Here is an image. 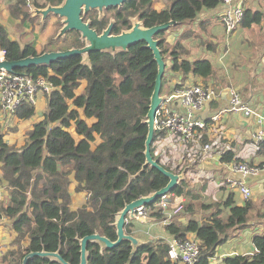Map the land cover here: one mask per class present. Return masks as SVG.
<instances>
[{
	"label": "trees",
	"instance_id": "1",
	"mask_svg": "<svg viewBox=\"0 0 264 264\" xmlns=\"http://www.w3.org/2000/svg\"><path fill=\"white\" fill-rule=\"evenodd\" d=\"M166 1L168 6L156 11L153 0H126L114 11L113 35L129 31L134 19L143 28L170 21L176 22L177 26L191 22L202 10H213L223 0ZM63 2L46 0L40 4L38 0H32V5L34 9H45L60 6ZM25 4V0L10 4V15L13 18L21 15L28 20L30 15L23 11ZM90 16L93 28L99 33L106 28L107 20L98 22L93 15ZM263 19V13L245 9L240 27L249 28ZM73 37L66 48H44L38 52L30 44L21 47L0 26V52L4 53V60L12 62L46 52L85 46L77 36ZM155 39L159 40L163 60H170L172 73L183 77L193 74L203 79L214 75L209 60H180L175 52L176 48H180L179 44L174 45L172 50H166L164 33H159ZM14 72L41 77L53 89L46 95L47 109L43 119L27 131L23 147L16 148L3 142L0 126V183H5L10 190L9 202L0 209V217L10 220V227L16 233L2 263L21 264L27 253L45 251L58 253L68 264H79V241L83 237L99 234L115 242V222L123 208L137 199L152 195L168 183V178L156 169L146 167L142 170L146 162L144 152L148 131L145 122L155 87L157 64L151 51L140 42L127 51L115 54L91 52L86 59L84 56H72L49 66H32ZM163 84L164 80L162 88ZM34 112V106L25 103L13 114L18 120H28ZM164 137L163 132H154L150 153L164 170L173 173L154 155V144ZM205 139L202 133L199 136L202 147L208 144ZM246 144L253 146L256 154L264 158V138L257 144L250 140ZM231 148L217 153L220 164L252 165ZM212 150L209 154L213 153ZM258 168L264 171V159ZM72 173L75 192L87 194L83 205L75 211L70 210L69 176ZM184 183L180 181L167 195L172 198L188 197L191 201L185 210L193 214L191 202L198 201L200 197L185 191ZM202 188L203 192L206 186ZM245 200L238 206L233 194L229 193L223 197L222 204L201 205L206 211L214 210L201 222L192 218L181 224L177 212L169 224L164 225V231L177 240H184L188 235L195 236L201 250L196 264H211L216 248L224 244L232 232L249 227V213L254 205L249 199ZM159 201L145 206L148 217L158 223L166 218L165 212L155 207ZM261 216L264 218V213ZM135 223L137 227L142 225L140 221L129 220L124 226L125 234L141 242L134 255H131V245L126 241L112 249H101L97 243L89 242L88 264H173L168 259V241L164 238L139 239L133 231ZM25 240L26 244L23 243ZM252 244L255 248L253 254L226 258L224 263L264 264V233L254 235ZM27 264L60 263L49 258L33 257Z\"/></svg>",
	"mask_w": 264,
	"mask_h": 264
},
{
	"label": "crops",
	"instance_id": "2",
	"mask_svg": "<svg viewBox=\"0 0 264 264\" xmlns=\"http://www.w3.org/2000/svg\"><path fill=\"white\" fill-rule=\"evenodd\" d=\"M241 1L243 2V7L245 6V9H250L251 11L253 10L252 12L259 11L264 13V0ZM167 6L168 3L166 0H153V8L156 11L164 10ZM226 8V6L220 5L213 10H202L193 21L183 23L178 26L176 25L164 32L166 50H172L174 45L179 44L180 48H176L175 52L178 53L180 60L185 59L190 62L198 59L209 60L215 72L209 79H203L201 77L194 76L193 74L183 77L180 74L171 72L170 60L166 59L165 61L169 63V65L167 64V68L164 73V84L161 95L165 97L164 95H168L174 86L180 84L213 86L216 90V94H218V97L206 103L201 111L197 113V117L208 124L206 131L203 133L207 138L205 139L206 143L209 144L212 139H214L215 142L225 140L227 143H234L236 145L240 144V148L244 144V147L247 148L248 145L245 143L252 139V136L258 129V124L254 118L244 117L240 113H235L220 117L219 121L215 124L210 123V118L228 105V90L233 89L240 94L245 103L249 104L260 116L263 117L264 124V27H261L264 19L259 24H254L249 28L240 29L239 26V31L235 30L231 35H229L230 33L226 34L224 27L221 23H219L217 18L218 14ZM239 34L240 36H243V39L238 42V45L244 47L247 45L245 44L246 42L249 43V45H252L254 50L252 52L249 51L248 56L247 54L243 57L239 56L238 60L231 66L230 72L228 70V65L223 61L226 57V53L229 51V49H225V44L228 43V41L234 44V41L237 39ZM220 49L222 52H220ZM34 109V115L28 120H18L16 117H9L11 118V124L16 127L14 130L11 128V132L6 130V127H12L11 124L6 125L0 115L3 142L10 146H15L16 148H21L25 145L27 131H29L35 123L43 119V114L47 109L45 94L37 95ZM0 113H2L1 110ZM212 152L213 153L210 155H214V158L216 159H211L208 157L209 154L204 152V156L208 155L204 158V161L207 162L211 159L212 163L215 164L214 169H217V171L224 170V179L234 178L236 180H240L239 176L232 175L230 173L225 164L220 166L216 150L214 149ZM241 154H239V156L244 158L246 153L244 155ZM69 178L71 180L69 187L71 197L70 210L75 211L83 205L87 198V194L85 192L76 193L74 190L76 183L73 179V173L69 176ZM211 181L212 182L209 183L210 185H208V187H210L211 184H215V180ZM246 181L251 189L252 195L254 196L253 200L264 193L263 171H261L257 178H250ZM71 190L73 192H71ZM206 190L207 188L204 190V193ZM9 192L10 190L7 185L5 183H0V209L8 204ZM229 193L233 194L234 200L238 206L243 204L241 201V195L230 190L228 187L219 192L222 196ZM175 199L176 198H171L173 203ZM194 202L195 200L191 203L194 205ZM154 221L155 219L147 216L146 220H144L142 224L152 227L153 224L157 223ZM179 222H181V220ZM10 223L11 221L5 216L0 217V257H5V254L11 249V242L16 237V233L10 227ZM27 228L28 226L26 229ZM7 229L10 230L6 231ZM263 233L264 231L255 227L254 222L249 223V227L241 231L232 232L231 237L224 244L219 245L216 248L214 257L210 260V263L225 264L224 260L226 258L253 254L255 252V248L252 244V238L254 235H260ZM23 243L26 244L27 240ZM2 260L3 259H0V264H5L2 263Z\"/></svg>",
	"mask_w": 264,
	"mask_h": 264
},
{
	"label": "built area",
	"instance_id": "3",
	"mask_svg": "<svg viewBox=\"0 0 264 264\" xmlns=\"http://www.w3.org/2000/svg\"><path fill=\"white\" fill-rule=\"evenodd\" d=\"M227 8L218 14V21L224 27L226 33H233L241 24L244 17V7L241 0H223L222 4ZM4 53L0 52V61L4 60ZM52 86L43 78H33L24 73L0 71V108L6 113H14L21 105H35L37 95L49 94ZM218 97L213 86L207 85H176L169 94L162 97L154 117V129L161 131L165 137H177L180 140L200 144L199 136L204 133L208 124L197 117L204 105ZM229 103L226 107L219 110L210 118V123L215 124L220 117L229 114L240 113L244 117L254 118L258 124V129L252 136V140L257 144L264 138L263 117L255 109L245 103L240 94L233 89L228 90ZM203 151L209 153L211 146L206 144L202 147ZM232 175H237L240 180L226 178V186L241 195L243 199H250L252 192L247 179L257 178L261 170L255 166H249L244 163L225 164ZM172 197L166 195L162 197L155 206L157 209L165 212L166 218L161 221L168 225L172 217L181 210L180 205H176L171 200ZM168 209H171L169 211ZM148 216L147 209L138 208L134 212V218L129 220H146ZM168 259L173 264H196L200 257V243L194 236H188L184 240L172 239L168 242ZM1 253V252H0Z\"/></svg>",
	"mask_w": 264,
	"mask_h": 264
},
{
	"label": "rangeland",
	"instance_id": "4",
	"mask_svg": "<svg viewBox=\"0 0 264 264\" xmlns=\"http://www.w3.org/2000/svg\"><path fill=\"white\" fill-rule=\"evenodd\" d=\"M38 1L40 4H44L46 2V0ZM15 2L16 0H0V26H2L7 31L8 35L11 38H21V41L19 42L21 45H23V43L30 44L34 48H36L38 52H41L45 44H48L51 40H53V38L58 37L59 31L63 26V24L60 23L61 19L51 14L46 18V20H42L40 16H35V9L32 5V0H25L26 4L23 8V11L30 15V18H28V20L23 19L21 15H19V17L17 18H13L10 15V11L8 8L10 4H13ZM29 19H32L33 21L31 22L29 21ZM261 27H264V20ZM239 28L241 29V27ZM239 28H237L236 31H239ZM231 34L232 33H230L229 35ZM241 39H243V36H240L239 34L237 36V39L234 41V44H232V42L230 41L225 44V49L227 48L229 49V51L226 53V57L223 59V61L228 65V70L230 72L231 66L238 60L239 56L243 57L246 54L248 56L249 51L252 52L254 50L252 45H249V43L246 42L245 44L247 45L244 44V47L239 46L238 42L241 41ZM65 44L68 45L67 43H63L60 44V47ZM220 52H222L221 49ZM84 59H86L85 56ZM0 115L6 125H10L11 118L16 117L13 113H6L4 111H2ZM11 126L12 127H6V130H9L11 132V128H13L12 130L16 129L13 124H11ZM250 141L253 140L251 139ZM209 145L212 149L216 150V153L219 154L227 150L229 146L235 148L236 155H239L241 153V155H244L246 153L243 160L246 162H252L251 166L258 167L264 159L262 157H259L256 154L255 148H253V146H250L249 144L247 148L244 147V144L240 148V144L236 145L234 143H227L225 140L215 142L214 139H212ZM203 153L204 151L201 145L196 144L194 141H183L177 137H164L163 140L158 141L154 144V155L159 158L162 164L173 170V173L175 175H183L182 181L185 182V191H190L193 195L198 194V196L200 197L198 201L194 202L193 214H189V212L185 210L186 205H188L191 200L186 196H183L181 198L176 197L174 203L181 206V210L177 213L180 217L179 221L181 220V224H186L187 221L192 218L201 222V220H205L211 212H214V210H204L201 205H213L216 203L222 204L224 195H220L219 192L226 189V185L224 183L225 179L223 178L224 170L217 171V169H214L215 164H213L211 160L212 158H214V155L211 156V153H208L209 156H204ZM207 156L211 159L205 162L204 158ZM219 165L223 166V164ZM211 180H215V184H211V186L208 187V185H210L209 183L212 182ZM204 185L207 188L205 193L204 190L202 192V187ZM71 192L73 191L71 190ZM253 198L254 196L252 195V197L249 199V201H251L254 205L253 211L249 213V223L254 222L256 228L264 231V218L261 216L264 213V193L262 195H259L254 200ZM241 201L244 203V201L246 200H243L241 198ZM221 209H223L222 206ZM223 211L225 210L223 209ZM9 230L10 229H7L6 231ZM133 231L137 236H139V239L143 241L146 239H157L162 237H164L167 241H170L172 239L164 231V224H162L161 222L153 224L152 227L145 226L144 224L137 227V223H135ZM3 257L4 256H1L0 259H3Z\"/></svg>",
	"mask_w": 264,
	"mask_h": 264
},
{
	"label": "water",
	"instance_id": "5",
	"mask_svg": "<svg viewBox=\"0 0 264 264\" xmlns=\"http://www.w3.org/2000/svg\"><path fill=\"white\" fill-rule=\"evenodd\" d=\"M126 0H64V2L57 7L48 6L45 9H35L34 15L41 16L42 20H45L50 14L58 16L62 19L63 27L59 31L58 37L63 36L70 31H76L81 34L82 39L86 40V45L83 48L70 49L65 51L46 52L34 57H26L18 61H0V71L14 72L17 69H26L32 66H49L51 63L65 59L72 56H86L91 52H107L115 54L117 51H127V49L137 43L143 42L148 48L153 59L157 64V76L155 80V87L150 98V104L148 113L146 115L147 136L145 140V164L142 167L144 170L146 167H151L159 171L166 178H168L167 185L159 191L153 193L148 197H142L129 204H127L123 210L118 214L115 222L117 240L111 242L107 238L100 236L99 234H92L83 237L80 241V263L88 264V251L87 245L89 242H94L99 245L101 249H112L118 246L122 241H126L131 245V255H134L141 242L131 235H127L124 232V226L127 224V218H134V212L147 205L153 204L156 200L166 196L170 191L183 180V175L177 176L171 172L164 170L156 160H154L150 153V147L153 142L154 135V117L157 109L160 106L163 98L161 96L162 80L165 70L167 68L166 61L163 60L161 51L159 49V40L155 39V36L159 33H164L170 28L177 25L176 22L170 21L161 25H157L151 28H143L140 22L136 19L132 21V28L129 31L122 32L119 35H112V24L101 34L98 35L93 31L88 23H84L81 19V14L87 13L90 10H99L109 8H120ZM143 222L142 219H139ZM49 258L57 261L60 264H68L64 261L58 253L49 252H29L23 258L21 264H27V262L33 258ZM233 258V257H230Z\"/></svg>",
	"mask_w": 264,
	"mask_h": 264
},
{
	"label": "flooded vegetation",
	"instance_id": "6",
	"mask_svg": "<svg viewBox=\"0 0 264 264\" xmlns=\"http://www.w3.org/2000/svg\"><path fill=\"white\" fill-rule=\"evenodd\" d=\"M116 9H119V8H113L112 7V8H109V9H103L102 11H99V10L95 9V10H90L87 13H84V11H83L80 17L83 20V22L84 23H88L89 26H90V28L93 31H95L98 35H101L109 27V25L112 24L111 34L113 35V32L112 31H113L114 23H115L114 22V13H115L114 11ZM90 15H93L98 22L103 21V20H107L108 21V24H107L106 28L104 30H102L100 33L96 29H94L93 28V24H92V22H91V20L89 18V17H91ZM56 17H58V16H56ZM60 23H62V19H61ZM73 36H77L78 39L81 41V43H83V44L86 45V40L85 39H82L81 34L79 32L70 31V32L65 33L63 36L53 38V40H51L48 44H45L44 45L43 49L45 48L47 50H50V49H53L54 47H55V49L66 48V47L70 46V44L72 43L71 41H73V38H74ZM11 39L14 40V41H17L18 43L21 41V38H19V39L11 38ZM59 43L60 44L67 43L68 45L65 44V45H62L60 47V44ZM19 45L21 47H23V46L28 45V44L23 43V45H21L19 43Z\"/></svg>",
	"mask_w": 264,
	"mask_h": 264
}]
</instances>
